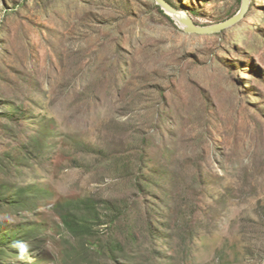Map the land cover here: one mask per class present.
Wrapping results in <instances>:
<instances>
[{
    "label": "rangeland",
    "instance_id": "1",
    "mask_svg": "<svg viewBox=\"0 0 264 264\" xmlns=\"http://www.w3.org/2000/svg\"><path fill=\"white\" fill-rule=\"evenodd\" d=\"M250 2L0 0V264H264Z\"/></svg>",
    "mask_w": 264,
    "mask_h": 264
},
{
    "label": "water",
    "instance_id": "2",
    "mask_svg": "<svg viewBox=\"0 0 264 264\" xmlns=\"http://www.w3.org/2000/svg\"><path fill=\"white\" fill-rule=\"evenodd\" d=\"M154 1L156 2L157 5L160 6V8L165 13L172 16L173 18L176 17L178 19V22H180V24L183 25L184 31L188 33H197V34H212L237 24L247 14L251 3L250 0H241L239 10L229 19L214 25L200 26L193 21L191 16L185 10L177 9L167 0H154Z\"/></svg>",
    "mask_w": 264,
    "mask_h": 264
},
{
    "label": "clouds",
    "instance_id": "3",
    "mask_svg": "<svg viewBox=\"0 0 264 264\" xmlns=\"http://www.w3.org/2000/svg\"><path fill=\"white\" fill-rule=\"evenodd\" d=\"M27 251V246L26 245H22L21 246V255L23 256L24 253H26Z\"/></svg>",
    "mask_w": 264,
    "mask_h": 264
},
{
    "label": "bare ground",
    "instance_id": "4",
    "mask_svg": "<svg viewBox=\"0 0 264 264\" xmlns=\"http://www.w3.org/2000/svg\"><path fill=\"white\" fill-rule=\"evenodd\" d=\"M174 20L177 22V23H179V25L181 26V27H183V25L182 24H180V22H178V19L175 17L174 18ZM184 28V27H183Z\"/></svg>",
    "mask_w": 264,
    "mask_h": 264
}]
</instances>
